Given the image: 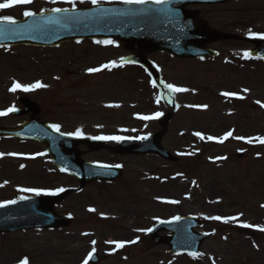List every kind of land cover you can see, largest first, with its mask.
I'll return each mask as SVG.
<instances>
[{
    "label": "rangeland",
    "instance_id": "374dc122",
    "mask_svg": "<svg viewBox=\"0 0 264 264\" xmlns=\"http://www.w3.org/2000/svg\"><path fill=\"white\" fill-rule=\"evenodd\" d=\"M91 4V0H75L78 8ZM57 7L70 9L72 5L66 0H33L30 5L9 8L8 14L17 19L25 9L38 13ZM197 10L209 31L239 38L251 37L249 30L264 33V0H232L221 7ZM211 48L219 53L217 58L179 61L164 54L149 57L165 84L188 89L173 93L170 108L161 100L157 103V91L142 69L121 68V58L129 50L126 45L82 41L50 50L0 49V110L17 107L16 98L25 94L40 106L41 117L60 124L67 133L79 128L82 138L148 136L160 128L154 119L138 116L170 113L172 121L162 145L176 157L170 163L153 156L118 158L106 152L87 153L86 161L121 165L123 177L112 184L90 183L69 196L57 209L59 214L71 216L67 228L0 237V264H20L25 259L28 264H82L93 247L98 264H264V232L257 230L264 227V144L233 138L264 136V108L256 103H264V63L250 62L244 53L252 47L239 40L222 41ZM113 61L117 67L87 72ZM13 81H40L46 87L12 92ZM245 88L247 93L242 91ZM222 92L237 93L244 99L225 97ZM4 116L10 117V113ZM10 118L12 123L17 121ZM229 131L233 136L223 143L207 139ZM196 132L205 139L195 136ZM3 148L8 157L7 153L28 152L32 160L23 159V153L12 156L23 163V170L22 163L15 167L8 161L0 163V202L28 193L21 188L78 190L73 178L51 167L43 147L11 142ZM187 215L199 218L200 231L211 236L201 245L202 255L197 258L171 256L165 246H155L146 236L156 221ZM212 216H235L238 221L205 219ZM241 223L256 227L244 228ZM132 240L136 243H125L119 249L106 243Z\"/></svg>",
    "mask_w": 264,
    "mask_h": 264
},
{
    "label": "water",
    "instance_id": "95a60500",
    "mask_svg": "<svg viewBox=\"0 0 264 264\" xmlns=\"http://www.w3.org/2000/svg\"><path fill=\"white\" fill-rule=\"evenodd\" d=\"M231 0H170L168 4H124V5H93L81 10H70L67 13H43L17 21L16 24L0 23V46L32 45L42 47L59 46L71 40L97 39L120 40L130 42L140 55L131 56L126 61L139 64L146 69L155 81L161 98L170 104L168 90L161 83L156 67L145 58V54L166 53L177 59H191L216 56L204 45L222 40L232 39L231 36L216 32L203 31V23L195 19L196 13L185 9L188 5H221ZM47 17L60 19L56 24H44ZM64 17H73L70 23H65ZM255 46L250 55L264 59V40H248ZM27 110L32 111V120L11 131L2 130L1 135L36 140L45 143L48 153L53 157V163L60 170L66 171L78 178L82 185L90 181L117 180L121 171L114 167H100L79 160L77 151L79 144L86 145L90 151L106 149L107 146L99 140L87 142L77 138L52 134L45 126L35 121L38 108L34 104L22 101ZM167 115L159 119V125L166 130L170 123ZM163 134H152L143 141L121 142L116 153L122 155L156 154L161 159L173 161L165 150L159 147ZM69 192L55 197H35L15 204L0 207V234L26 230L30 228L54 229L68 225L67 219L56 218L52 207L57 201L64 199ZM200 225L193 217H182L175 221H159L148 235L155 244L168 245L170 254H188L198 252L200 244L208 238L206 235L195 234L193 229ZM159 232L171 234L166 238L157 236ZM99 259L94 254L89 264H97Z\"/></svg>",
    "mask_w": 264,
    "mask_h": 264
},
{
    "label": "snow or ice",
    "instance_id": "6c2138e0",
    "mask_svg": "<svg viewBox=\"0 0 264 264\" xmlns=\"http://www.w3.org/2000/svg\"><path fill=\"white\" fill-rule=\"evenodd\" d=\"M52 2H56V0H52ZM66 2L72 5V9L73 10L75 9V0H66ZM32 3H33V0H3V2H0V10L9 9V8L14 7V6L30 5ZM91 3L93 5H95V4L98 3V0H91ZM123 3H125V4L153 3V4H157V5H160V4H165L166 5V4L170 3V0H123ZM44 11H45L44 9L40 10L41 16H43V12ZM51 11L54 12V13H67L69 11V9L57 7V8H53ZM22 14L25 17H33V16L37 15L36 12L28 10V9H25ZM63 19H64L66 24L70 23V22H72L74 20L73 17H64ZM59 22H60V19L57 18V17H47L43 21L44 24H56V23H59ZM0 23L16 24V20L11 15L4 14V15H0ZM248 34L250 36H252V37L259 36L260 39H264V33H255V32H252L251 30H249ZM95 42L97 44H112L113 43V41H111V40L95 41ZM77 43H79V41H77ZM248 55H249V53H247V52L244 53L245 57H247ZM121 59H122L123 63H127L128 62V61H123V58H121ZM117 66L118 65L116 64V62L113 61V62H110V63H107V64H102L100 67L88 68L87 72L96 73V72H100V71H102L104 69H109V68L117 67ZM152 83H153V86L155 87V81H153ZM161 83H163V81H161ZM43 87H46V85L42 84L40 81H36L33 84H20V83H18L16 81H13L12 86L9 89V91L15 92V91H17L19 89L21 91L27 92V91H32V90H35L37 88H43ZM164 87L167 88L170 93H178V92L188 91V89H186V88L177 87V86H175L173 84H170V83L169 84H165ZM242 91L247 93L249 91V89L245 88V89H242ZM221 95H223L225 97L235 96L238 99H244V96L239 95L237 93H232V92H222ZM160 99H161L160 96L156 97L157 103H159ZM256 103L259 104L261 108H264V103H261L260 101H256ZM115 106L119 107V105H115ZM189 107H197V108L206 109L208 106L207 105H190ZM14 111H16V108L14 106L10 107V108L6 109L5 111H0V116L7 115L8 113L14 112ZM161 115H162V113L156 112V113H154L151 116H138V118L142 119V120H151V119H156V118H158ZM48 127L50 129H52L53 132L59 133L60 136H65V135H68V136H81L82 135V133H81L79 128H77L75 132L64 133V132H61V125L60 124L51 123V124L48 125ZM122 131H127V130L125 129V130H122ZM194 135L199 137L202 140L205 139V137L200 132H196V133H194ZM232 136H233V133L231 131H229V132L225 133L222 137L216 138V137H213V136H208L207 139L208 140H217L218 139V142L223 143L224 140H226V139H228L229 137H232ZM233 138L237 139V140H244L246 143H249V144L253 143L254 141L258 142L260 144H264V136L248 137V138H245V137H242V136H235ZM91 139L119 142V141L124 140V139H137V140L147 139V136H137V137L94 136V137H91ZM239 151H243V149H239ZM181 154H183V153H181ZM4 155H5L4 153H0V157H3ZM7 155L16 156V155H20V154L7 153ZM35 155L38 156V155H44V154L43 153H36ZM215 159H217V160L226 159V157H216ZM20 167L23 168L24 165L21 164ZM100 167H117V168H119V167H121V165H118V164L117 165H111V166L110 165H100ZM61 171H66V169L65 168H61ZM19 190L21 192H32V193H34L37 196L41 195L42 192L45 195H55L58 192L64 191L63 188L56 189L55 192H48V191H45V190H42V189H37V188H21ZM20 199H27V197L22 196V197H20ZM169 202L170 203H177V201H169ZM15 203H16L15 200L4 201L3 203H0V207H5L8 204H15ZM262 207H264V205H262ZM89 211H95V209L90 208ZM179 219H180V217H173L174 221L175 220H179ZM205 219L223 220V222H225V223H227L229 221H238V217H235V216H232V217L212 216V217H205ZM240 226L244 227V228L256 227L254 225L247 224V223H241ZM257 230H259L261 232H264V227H259ZM138 231H143V230H138ZM146 231L151 232L152 229L149 228ZM205 235H208V233H205ZM91 243L93 245H95L96 241L93 240ZM106 243L114 244L115 248L119 249V248H123L125 246V243H136V240H132V241H106ZM95 251H96V249H95V247H93L92 250L88 252V254L85 257V259L82 261V264H89V260L92 259L93 254H94ZM188 255H190L193 258H195V257L200 256L202 254L198 253V252H189ZM20 264H28V262L25 259V260H22L20 262Z\"/></svg>",
    "mask_w": 264,
    "mask_h": 264
},
{
    "label": "flooded vegetation",
    "instance_id": "af4514ba",
    "mask_svg": "<svg viewBox=\"0 0 264 264\" xmlns=\"http://www.w3.org/2000/svg\"><path fill=\"white\" fill-rule=\"evenodd\" d=\"M131 49H132V47H130ZM16 98V97H15ZM15 98H14V100H15ZM30 100H32V99H30ZM16 102H17V104H18V106L17 107H15L16 108V111H21V109H24L21 105H19V102H20V98L19 97H17L16 98ZM0 111H2V110H0ZM5 111V110H4ZM16 111H14V112H10V117H12V118H15L17 121L16 122H14V123H12L10 120H12L9 116H1L0 117V128H8V129H11V128H15V127H18L19 125H21V123H23V122H25V121H27L28 119H29V115L28 114H26V113H24V112H22L23 114H21V116H19V115H16L15 114V112ZM19 119V120H18ZM38 119L43 123H46V124H51V123H54V122H52V120L50 121V120H48V119H44L43 117H41V115H40V113H39V117H38ZM67 129H61V132H65ZM11 142H15V143H17V144H20V145H29L30 143L28 142V141H24V140H17V139H6V138H3V137H0V153H3L4 152V148H3V144L4 143H11ZM114 151L113 150H110V153H113ZM22 153H24V157H28V156H30L29 155V153L28 152H22ZM21 153V154H22ZM85 156V155H84ZM26 159V158H25ZM27 160V159H26ZM5 161H8L10 164L9 165H11V163L13 164V166L15 167V164L16 163H22L21 161H17L14 157H12V156H6V155H4L3 157H0V163H2V162H5ZM23 164V163H22ZM21 165V164H20ZM20 167V166H19ZM31 195H33V194H31L30 192H28V193H26V194H24V195H18L17 197H14V199H20V197H22V196H31ZM60 206H62V204H57V206H56V209L58 208V207H60Z\"/></svg>",
    "mask_w": 264,
    "mask_h": 264
},
{
    "label": "trees",
    "instance_id": "16d2710c",
    "mask_svg": "<svg viewBox=\"0 0 264 264\" xmlns=\"http://www.w3.org/2000/svg\"><path fill=\"white\" fill-rule=\"evenodd\" d=\"M0 15H4V14H0ZM7 15V14H6Z\"/></svg>",
    "mask_w": 264,
    "mask_h": 264
}]
</instances>
